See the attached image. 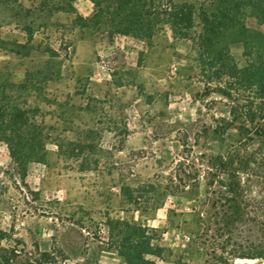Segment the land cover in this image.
Returning a JSON list of instances; mask_svg holds the SVG:
<instances>
[{"label": "rangeland", "instance_id": "374dc122", "mask_svg": "<svg viewBox=\"0 0 264 264\" xmlns=\"http://www.w3.org/2000/svg\"><path fill=\"white\" fill-rule=\"evenodd\" d=\"M67 2L0 0V83L14 84L50 133L46 160L28 162L22 174L0 142V264L8 257L33 264L37 248L56 264H125L100 242L108 215L160 229L172 254L155 257L156 264H176L180 256L204 264L190 200L166 186L183 143L224 150L231 139L200 135L226 109L217 97L200 98L191 41L169 29L150 41L109 39L77 18L92 14L90 0ZM245 22L264 37V19ZM229 50L246 63L243 43L231 42ZM80 145L81 152L69 151ZM149 183L157 186L140 205L120 191Z\"/></svg>", "mask_w": 264, "mask_h": 264}, {"label": "trees", "instance_id": "16d2710c", "mask_svg": "<svg viewBox=\"0 0 264 264\" xmlns=\"http://www.w3.org/2000/svg\"><path fill=\"white\" fill-rule=\"evenodd\" d=\"M90 1L92 14L77 18L109 39L120 34L150 41L169 29L174 38L191 41L190 60L202 83L200 98L217 97L226 109V114L213 115L200 135L231 140L224 150L207 148L199 140L183 143V160L177 161L166 187L190 200L191 231L205 249L204 264H264V37L245 22L248 16L264 19V0ZM235 32L238 36L232 37ZM234 41L244 46L242 66L229 50ZM14 86L0 83V142L22 174L28 162L46 160L50 133ZM55 144L61 153L63 143ZM82 149L80 145L69 151ZM155 186L123 184L120 191L128 202L140 205L148 188ZM105 217L107 238L100 242L125 264H156L155 257L172 254L160 243L159 228ZM5 235L0 231V240ZM37 250L33 264H56L50 252ZM12 261L8 257L3 264ZM175 263L188 264L182 256Z\"/></svg>", "mask_w": 264, "mask_h": 264}, {"label": "crops", "instance_id": "0c3cea01", "mask_svg": "<svg viewBox=\"0 0 264 264\" xmlns=\"http://www.w3.org/2000/svg\"><path fill=\"white\" fill-rule=\"evenodd\" d=\"M260 26H262L263 24H259Z\"/></svg>", "mask_w": 264, "mask_h": 264}]
</instances>
